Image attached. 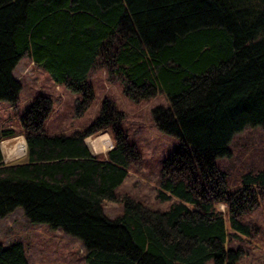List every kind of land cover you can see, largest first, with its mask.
<instances>
[{
	"label": "trees",
	"instance_id": "obj_1",
	"mask_svg": "<svg viewBox=\"0 0 264 264\" xmlns=\"http://www.w3.org/2000/svg\"><path fill=\"white\" fill-rule=\"evenodd\" d=\"M21 58L77 95L80 111L93 100L94 69L132 102L163 94L153 123L179 145L155 182L169 205L151 208L116 191L139 158L124 113L104 98L83 130L47 134L53 101L37 93L19 133L0 128V141L20 134L25 146L20 161L0 155V217L20 208L61 230L86 264H236L259 230L244 217L264 201V156L245 165L238 150L230 156L236 135L264 131V0H0V101L17 100ZM104 130L111 147L91 155L84 139ZM105 202L119 214L107 218ZM0 264L30 263L14 241L0 245Z\"/></svg>",
	"mask_w": 264,
	"mask_h": 264
},
{
	"label": "rangeland",
	"instance_id": "obj_2",
	"mask_svg": "<svg viewBox=\"0 0 264 264\" xmlns=\"http://www.w3.org/2000/svg\"><path fill=\"white\" fill-rule=\"evenodd\" d=\"M12 76L19 82L20 91L15 102L0 101V128L10 127L19 133V117L37 93L47 94L53 101L52 110L43 125L47 134H69L83 130L97 116L103 99H109L115 108L124 113L120 127L127 141L135 145L139 154L137 163L129 167L116 191L119 194L127 193L137 197L151 208L161 210L167 208L169 201H157L155 198V182L162 161L178 147L179 141L161 133L153 123L152 109L168 105V100L163 94L157 93L148 100L132 102L122 95L118 80L108 82L103 69H94L90 74L93 100L86 110L80 111L77 95L66 92L61 86H55L44 70L38 69L27 59L19 60ZM100 137L107 138L111 146L107 130L84 139L88 150L95 156L102 155L109 149L108 147L100 151L98 148ZM1 141L0 155L3 163L17 162L23 158L25 146L20 134L10 140ZM19 141L23 142L22 153L12 150L13 145ZM241 146L243 148H240ZM237 150L242 154L241 161L244 165L251 162L259 164L264 156V131L250 129L236 135L230 147V156L234 157ZM219 209L224 210L222 206H219ZM119 212L120 206L116 203L105 202L102 206V213L107 218H113ZM244 218L254 221L259 230L254 237L243 239L242 247L245 254L238 258L236 264H264V201ZM14 241L21 243L30 264H86L85 252L77 239L59 229H52L45 223L26 220L20 208L0 217V245ZM206 264L212 263L208 261Z\"/></svg>",
	"mask_w": 264,
	"mask_h": 264
},
{
	"label": "bare ground",
	"instance_id": "obj_3",
	"mask_svg": "<svg viewBox=\"0 0 264 264\" xmlns=\"http://www.w3.org/2000/svg\"><path fill=\"white\" fill-rule=\"evenodd\" d=\"M101 138V137H100ZM18 144H16V145H13V147H12V150L14 151V152H23V148H24V146H23V142H21V141H19V142H17ZM95 145V144H94ZM96 146V145H95ZM110 146V143H109V140L107 139V138H101V139H99V141H98V148L100 149V151H104V150H106L108 147ZM12 152V151H11ZM13 152V153H14ZM12 155V154H11Z\"/></svg>",
	"mask_w": 264,
	"mask_h": 264
},
{
	"label": "crops",
	"instance_id": "obj_4",
	"mask_svg": "<svg viewBox=\"0 0 264 264\" xmlns=\"http://www.w3.org/2000/svg\"><path fill=\"white\" fill-rule=\"evenodd\" d=\"M20 60V59H19ZM19 60L17 61V63L19 62ZM16 63V64H17ZM16 66V65H15ZM35 66V65H34ZM38 68V67H37ZM38 69H40V70H42L41 68H38ZM13 71H14V69H13ZM12 71V72H13ZM92 71V70H91ZM91 71H89V73H88V79L90 80V82H91V84H92V81H91V79H90V74H91ZM49 78V77H48ZM51 81V80H50ZM92 86H93V84H92ZM11 138H8V139H5V140H10ZM4 141V140H3ZM2 142V141H1ZM90 152V151H89ZM91 155H93V154H91Z\"/></svg>",
	"mask_w": 264,
	"mask_h": 264
}]
</instances>
